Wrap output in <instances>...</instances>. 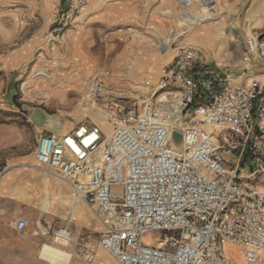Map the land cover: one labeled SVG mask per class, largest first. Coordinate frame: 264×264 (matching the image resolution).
<instances>
[{"label": "built area", "instance_id": "obj_1", "mask_svg": "<svg viewBox=\"0 0 264 264\" xmlns=\"http://www.w3.org/2000/svg\"><path fill=\"white\" fill-rule=\"evenodd\" d=\"M62 2L52 43L88 0ZM246 49L264 61L257 31ZM81 105L101 111L109 130L79 123L41 134L33 156L103 228L97 245L77 244L84 264H100L97 248L116 264H264V85H235L198 49L179 45L151 89L119 92L92 77ZM70 222L51 233L53 247L74 243Z\"/></svg>", "mask_w": 264, "mask_h": 264}, {"label": "rangeland", "instance_id": "obj_2", "mask_svg": "<svg viewBox=\"0 0 264 264\" xmlns=\"http://www.w3.org/2000/svg\"><path fill=\"white\" fill-rule=\"evenodd\" d=\"M88 1L77 15L74 25L56 43H49L47 16L53 21V7L61 5L62 0H0V79L4 83L5 94L0 113L19 111L20 117L13 121L19 123L24 133L21 141L4 153L10 160L22 158L27 160V164L33 165L36 140L46 133L42 129L49 124L57 123L60 134H65L79 123L100 125L93 117L97 118V112H102L96 107H93L94 110H85L81 106L85 86L90 78H103L111 82L119 92L151 89L160 68L170 62L177 46L194 47L201 53L211 52L209 41L202 34L203 29L209 33L220 28L224 24L227 9L236 16L234 0H192L191 4H197L200 9L196 5L183 9L179 0H174L175 11L168 10L154 15V20L148 15L140 18L130 13V0H116V3L114 0H106L105 9L100 11L105 12L104 17L99 20L98 8L94 6L96 8L89 9L92 0ZM140 1V7L145 9L144 15L148 14L147 0ZM163 23L169 24L170 29L164 28ZM185 25L189 26L188 30ZM146 43L151 44L154 53L141 55L143 59L149 60L152 56L156 60L162 56L159 51L161 47L169 49L162 65L143 72L136 69V46L144 50L145 46L142 45ZM138 73L145 77L133 80V76ZM248 80L243 77L234 84L243 85ZM35 111L45 118L44 126L26 123ZM41 115L37 114L36 122L44 121ZM100 126L108 129V125L107 128L105 125ZM231 160L234 158L231 157ZM36 169L49 173L43 168ZM84 214L89 219L84 225L80 221H72L71 216L66 219H71L68 228L74 236V243L62 250L71 253L70 264H84L76 254L77 244L97 245L103 231L86 205ZM62 222L57 219V229L64 226ZM230 252L237 259L240 258L238 249ZM95 256L100 264H116L99 249H96Z\"/></svg>", "mask_w": 264, "mask_h": 264}, {"label": "crops", "instance_id": "obj_3", "mask_svg": "<svg viewBox=\"0 0 264 264\" xmlns=\"http://www.w3.org/2000/svg\"><path fill=\"white\" fill-rule=\"evenodd\" d=\"M130 1V13L137 17L148 15L152 20L154 15L159 13L175 11L176 5L174 0H147L148 14L144 15L145 9L140 7L141 1ZM105 3L106 0H92L89 4V9L98 8L99 20L104 17L105 12L100 11L105 9ZM233 10L236 16L227 9L224 24L222 23L220 28L209 33L203 29L202 34L209 41L208 46L212 51H203L202 54L233 82L247 77L264 85V61L249 54L246 49V40L254 31L264 37V0H234ZM51 24L52 21L47 16L46 31ZM163 27L170 29L169 24L163 23ZM142 46H145L144 50L136 46V69L144 72L148 68L154 69L162 65L165 55L156 60L151 58L152 56H149V60L143 59L141 55H153L154 52L151 44ZM144 77L138 73L132 79L140 80ZM3 90L4 83L0 79V107L4 106L5 101ZM19 114L16 110L0 113V119L3 121L0 124V264H49L40 258V253L44 245L52 246L51 233L57 230V219L63 220L62 225L68 216H71L72 221H80L81 225L87 224L89 219L84 214L85 204L76 201L71 188L54 178L51 173L37 171L35 160L32 165L27 164L26 159L10 160L4 156L7 150L21 141L24 134L18 126L19 123L13 121L20 117ZM26 123L32 124L30 119ZM42 130L46 133L57 132L59 128L55 123ZM14 165L16 168H10ZM19 220L27 222V227L22 232L16 230ZM44 231L49 234L43 235Z\"/></svg>", "mask_w": 264, "mask_h": 264}, {"label": "bare ground", "instance_id": "obj_4", "mask_svg": "<svg viewBox=\"0 0 264 264\" xmlns=\"http://www.w3.org/2000/svg\"><path fill=\"white\" fill-rule=\"evenodd\" d=\"M192 0H179V4L182 5L181 8L186 9L192 5H196L198 7V9H200V7L197 4H191ZM189 3L191 5H189ZM184 27L187 28V30L189 29L188 25H185ZM183 30L181 29V32ZM82 106V105H81ZM83 107V106H82ZM85 110L89 109L84 107ZM103 114V113H102ZM100 112H97V118L93 117V119L99 123L100 125H107L106 120L103 118L104 114L102 115ZM37 114L35 115V119H36ZM103 128V127H102ZM107 128V127H106ZM109 129V128H108ZM108 129H104L105 131H108ZM40 258L44 261H47L49 264H70L72 255L71 253L64 251L62 249L59 248H55L53 246L50 245H44L42 248V251L40 253Z\"/></svg>", "mask_w": 264, "mask_h": 264}, {"label": "water", "instance_id": "obj_5", "mask_svg": "<svg viewBox=\"0 0 264 264\" xmlns=\"http://www.w3.org/2000/svg\"><path fill=\"white\" fill-rule=\"evenodd\" d=\"M36 114H39V115H41V113H39V112H34L32 115H31V117H30V120H31V122L34 124V125H37V126H44L43 125V123H45L46 121H45V118L43 117V115H41L43 118H44V121L42 122V123H38V122H36L35 121V115ZM51 124H49L48 126H50Z\"/></svg>", "mask_w": 264, "mask_h": 264}]
</instances>
